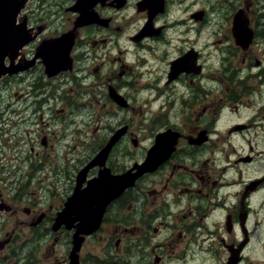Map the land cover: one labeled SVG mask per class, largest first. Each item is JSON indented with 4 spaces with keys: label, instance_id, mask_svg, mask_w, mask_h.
Instances as JSON below:
<instances>
[{
    "label": "flooded vegetation",
    "instance_id": "obj_1",
    "mask_svg": "<svg viewBox=\"0 0 264 264\" xmlns=\"http://www.w3.org/2000/svg\"><path fill=\"white\" fill-rule=\"evenodd\" d=\"M35 1H25L19 19L20 24H27L31 41L15 58V73L0 80L1 90L3 86L8 88L14 77L23 71L42 70L43 73V76L34 77L28 90L11 93L15 96L11 105L16 111L12 115L17 121L6 124L11 128H0V220L6 217L5 213L19 210L29 218L30 230L42 229L50 233L51 245L64 237V254L49 257L44 264H69L73 236L81 223L77 213L79 205L75 203L68 208L70 199L86 191L93 179L100 177L101 170L107 168L112 175L122 174L135 164L145 162L151 151L157 149L159 155H163L162 161L148 168L133 186L110 200L102 214L99 210L97 228L86 235L78 253L79 264H211L214 260L212 264H264V229L260 228L263 225L258 227L261 221L254 216L256 205L253 202L254 195L264 189V147L255 146L246 133L252 121L257 135L264 132V102L257 98L264 97V24L259 23L264 18V0L260 2L263 7L259 12L253 11V15L254 0H242L239 5L229 0H216L207 6L205 0H180L179 15L171 11L170 0H82L85 11L77 7L79 0H73L67 10L75 12L78 18L70 30L65 31L68 34H58L62 30L53 27L58 17L47 21L36 17L37 8L29 12ZM201 4L202 7L190 8ZM134 17H137L134 32L124 34V25ZM67 20L70 22L71 18ZM61 38L63 41L69 38L65 45L66 57H61L63 60L56 65L55 59L60 57L53 58L49 50L55 43L58 49ZM96 44L120 49V54L137 55L131 63L114 56L113 61L120 62L112 72L116 82L105 84L100 100L94 97L97 104L113 103L118 109L112 114L114 118L124 117L120 110L131 107L127 94L119 89L121 81L123 86L132 81L127 78L132 66L138 71L135 76H140L135 80V90L141 97L139 107L144 117L149 116L151 105L161 103L159 108L165 107L166 90L171 88L180 92L181 107L188 112H178L174 116L182 128L165 120L160 122L163 126L159 130L142 136L147 142L140 144L141 157L134 163L126 160L122 164L118 157L113 158L117 144L125 143L130 135L129 123L122 122L118 127L110 125V131L105 125V142L99 143L100 148L93 158L76 168L75 178L71 177L72 185L68 187V177H64V184L61 183L64 171L60 164L47 169V151L52 153L51 145L47 134H37L36 126L48 125L50 130L46 131L55 133L59 144L66 143V147H73V153H78L81 146L86 148L88 143L93 144L98 129L102 128L101 123L90 136L92 117L81 114L75 122L69 123L67 132L63 127L57 129L50 121H45L46 114L50 112L51 118H58L65 108L59 107L54 93L44 94L40 88L44 77L49 80L44 84L48 89H54L53 79L68 77L70 82H75V88L70 87L82 96L80 108L88 112V90L98 84L91 77L106 60L97 55ZM87 45L90 48H86ZM228 48L237 53L238 58L243 53L245 63L251 56L254 58L241 70L234 67L227 70L233 81L229 83L231 87L226 97L219 91L213 93L212 84L203 80L208 75L207 69H216V65L226 69L224 63L217 61L225 57ZM88 59L91 64L85 65ZM183 86L195 87L189 99H186ZM201 93L205 98L196 105ZM2 104L3 100L0 106ZM241 114L243 117L239 116ZM235 115L238 120L227 131L215 128L217 119L229 120ZM85 120L86 131L84 124L81 125ZM20 127H25V136L14 137L13 129ZM120 129L124 131L105 164L90 165ZM33 134H37L36 139ZM131 142L129 137L130 146L126 152ZM26 144L32 145L29 152L23 148ZM133 144L137 146L138 142ZM116 164L124 167L118 169ZM86 167L89 168L85 170ZM141 180H144V188L135 193ZM138 195H143V202ZM131 206L133 210L128 212L130 215L126 219L122 211ZM59 215H62L60 221ZM135 217L139 219L135 221ZM2 230L4 223L0 222V232ZM98 234L104 238L106 258L87 260L82 255L84 244ZM130 234L133 236L129 238ZM9 240L6 246L13 249L14 244ZM113 242L117 252L110 248ZM233 255L235 259L232 260Z\"/></svg>",
    "mask_w": 264,
    "mask_h": 264
},
{
    "label": "rangeland",
    "instance_id": "obj_2",
    "mask_svg": "<svg viewBox=\"0 0 264 264\" xmlns=\"http://www.w3.org/2000/svg\"><path fill=\"white\" fill-rule=\"evenodd\" d=\"M205 1H206V6L211 4L212 1H214V3L216 2V0H209V1L205 0ZM229 2L236 3L239 5L241 4L242 0H229ZM260 2L261 0H254L252 7V15H253V11L259 12L260 8L263 7L264 1L263 4H261ZM32 3L34 4L30 5L29 12L37 8V15H36L37 18L45 19L47 21H53L58 17V19L55 20L56 26L55 24H53V27L62 30L58 34L70 30V26L78 18L75 12L67 10L68 6L72 5L73 0H36L35 2ZM179 3L180 0H170V8H172L171 11L174 12L175 15H179L180 13L181 4ZM199 6L202 7V4L195 5L190 8H195ZM122 12L125 13L124 11ZM225 15H226V11L223 12V17H225ZM69 17L71 18L70 22H68L67 20V18ZM136 20L137 17L134 20H132L130 23L124 25V29H125L124 34H130L134 32V29L137 25ZM263 20L264 18H262V20H260L259 23L264 24ZM138 21L140 22V19H138ZM66 27L69 28L66 29ZM64 34H68V32H65ZM128 46L135 49L132 45H128ZM121 47L123 46L121 45ZM86 48H90L89 45H87ZM96 51L98 53L97 55L104 56L106 60L105 63L100 66V69L98 71L93 72L94 74L91 77L98 84L96 86L90 87V90H88L89 91L88 99L90 103V106L88 107V112H86L82 107L80 108L81 106L80 101L82 99V96L78 95L75 92V90H73V88L70 87V85H73L75 88L74 85L75 82L74 81L70 82V79L68 77L60 76L59 77L60 79L57 78L53 79L52 82L54 85V89H48L44 87V84L49 82L48 78L44 77L42 82L43 86H41L40 88V91L44 92V94L47 93L52 95V93H54V95L56 96V102L59 105V107L65 108V110L61 109L62 111L60 112L61 114L58 118H51L50 116L52 114L50 112H47L46 114L45 121H50V124L55 125L57 129H61L63 127L64 130L67 132L69 129V123L72 120H74L75 122L77 118L81 116V114H86L88 115V117H92L93 123L90 124V130L88 132L90 136L93 135L95 126L101 123L102 128L98 129L96 133V140L93 142V144L88 143L86 145L87 146L86 148H83V146H81L78 150V153H73V147L72 146L66 147L65 146L66 143L59 144L57 138H54L55 133L53 134L46 131V130H50L48 129V125L43 126L44 123H41L39 126H36L37 134L40 136L47 134L49 143L52 146L49 147L52 153L50 154L49 150L47 151L48 152L47 158L49 163V165H47V169H52L53 167L60 164L61 165L60 169L64 171V176L61 177V181H62L61 183L64 184V177H68V182H67L68 187L72 185L71 177L75 178L77 171L76 168H79L80 166L85 164L90 158H93L95 154H97L100 148L99 143L103 144L106 140L104 130L108 128V131H110L111 130V128L109 127L110 125L111 127H115V126L118 127L120 124H122V122L129 123V132H130L129 137L132 140L131 148L129 149V151L126 152V149L130 146L129 137H128V139L125 140V143L117 144L114 150L115 152L113 158L118 157L119 161L122 164L126 160H128L127 163H130L131 160L134 163L137 159L141 157V149L139 147L140 144L143 143V141L144 144H146L147 142V140L145 141L143 137L149 136L151 132L157 128L159 130L163 126L160 124V122H163L165 120L166 121L170 120L171 125L175 124L177 128H182V124L177 119V117L174 116L178 115V112L179 113L188 112L183 110L181 107L180 92L175 90L174 88H171L170 90L169 89L166 90V93L168 94V98H166L164 102L165 107L159 108L161 103L158 104L157 106L151 105L150 108L148 109L149 116L144 117V114L141 112L139 107L140 104H142L140 102L141 97L137 92V90H135V86H136L135 80L139 79L140 76H135L138 74V71H136L132 66L133 70L127 71L128 73L127 78L128 80L130 79L132 81L129 82L127 86H123L124 82L121 81L120 82L121 88L119 89V90L123 89V91L127 94L126 96L127 98H129L131 107L120 110L122 113H124V117L114 118L112 114L116 113L118 109L116 107H113L112 105L113 103L109 102L106 106L102 105L101 103L97 104L94 101V97L100 100L105 93V89H104L105 84L107 85L108 82H116V80L113 81L112 79L113 78L112 72L120 64V62L115 63L113 61L114 56H121L122 61L124 63H131V61L135 59L137 55L130 56L128 53L120 54L119 52L120 49L118 50L117 48H111L109 45L104 47L102 44H96ZM135 51L137 52L136 49ZM90 54L93 55L92 51H90ZM139 54H141V52H139ZM224 56H225L224 58H221L217 62L224 63L226 65V69L224 70V68H222L220 65H216L217 67L216 69H207V72L205 73H207L208 75H206L207 77L203 80V82L205 83L209 82L212 84L210 88H212L213 93H218L219 91L220 93H222V95L227 97L229 93L228 89L231 87L229 83L233 81V77L229 75L227 70H229L232 67H234L236 70H241L242 66H248V64L251 61H253L254 56L248 58V60L245 63L246 57L243 55V53L238 58L237 53H232L230 48L227 49ZM256 60L257 59H255L254 62H256ZM95 61L98 62L97 60ZM88 64H91V59L86 60L85 65ZM163 74L164 72L162 71V77ZM39 75L43 76L42 70H38L33 73H31L28 70L23 71L20 73L19 76L14 77L15 80L8 86V88L5 89V86H3V88L0 90V101L3 100V104L0 106L1 129L4 130V128H11L10 125H6V124H12L13 122L17 121L12 115L16 111H14L15 107L11 105L14 103V99H15V96L11 93L16 94L18 91L21 93L23 91L28 90L29 89L28 84L34 80L35 76L38 77ZM67 81L69 83H66ZM79 85L80 88L83 87L81 82ZM183 91L186 92L185 95L186 99H189L190 94L195 93V87L183 86ZM83 94H84V89L82 95ZM204 98H205L204 93H201V95L198 96L197 98L196 105H199L202 99ZM257 98L259 101L264 102V97L257 96ZM175 99L178 101V104L176 103ZM171 103L173 104V107H171ZM21 109L22 107L19 110ZM169 109H170V113L168 112ZM243 114L239 116L243 117ZM119 118L120 120L117 121ZM113 120L117 122H113ZM237 120H238L237 115L232 116V118L229 120H224L222 118H219L215 121V125H216L215 128L220 131H227L228 127ZM85 123H81V125L84 124L86 131L88 126L87 120H85ZM251 123L252 126L249 129V131H247L246 133L251 136L255 146H258L261 149L264 147V132H261L260 135H257V133H255L254 131V125H253L254 121H252ZM105 125L106 127L104 129ZM24 129L25 127H20L19 130L13 129L12 134H14V137L25 136ZM37 134H33L34 139H36L35 137L37 136ZM238 139H241V135H238ZM134 141L138 142L137 146L133 144ZM66 142L69 141L66 140ZM31 146H32L31 144H26L23 146V148L29 152ZM116 167L118 169H122L124 166L116 164ZM140 188H144V180H141L139 182V185L137 186V189L134 190V192L137 193V191H139ZM141 191L144 193V189H142ZM138 199L141 202H143V195H138ZM253 202L256 205L254 216L256 217V220L261 221L258 227L260 225H263L260 228L264 229V189L261 192L254 195ZM22 206H25V203H23ZM135 206L137 205L135 204ZM132 210H133L132 206L129 209L124 208L121 215L123 217L127 216L126 219H128V216L130 215L128 212ZM19 212L20 211L17 210L11 213H5L6 217L1 218L0 220L1 223H4V230L0 232V264H44L48 261L47 259L49 257L52 258L56 257V254L61 257L62 254H64L66 248L65 238L61 237L60 242H58L56 245H51L50 233L42 229L33 230V231L30 230L29 218L26 215H22ZM138 219H139L138 217H135V221H137ZM130 221H133L132 218H130ZM132 236L133 235L130 234L129 238ZM9 239L12 240L10 241ZM8 240L9 242H13L14 244L13 249L15 250V252L12 254H10L11 249L8 248L9 245L6 246ZM110 248L111 250L117 252L114 246V242L112 243V246ZM124 248L127 249L128 247H124ZM103 251H104V238L101 236V234H98L96 237H92L86 240L82 250V255L87 260L106 258V255H104ZM215 261L216 260L212 261V263Z\"/></svg>",
    "mask_w": 264,
    "mask_h": 264
},
{
    "label": "water",
    "instance_id": "obj_3",
    "mask_svg": "<svg viewBox=\"0 0 264 264\" xmlns=\"http://www.w3.org/2000/svg\"><path fill=\"white\" fill-rule=\"evenodd\" d=\"M24 1L25 0H0V78L7 72L8 67L6 64V59L10 58L12 60L14 58L15 60L20 49L28 44L31 40L30 33L27 31L25 25H20L17 23V18L24 6ZM77 7L82 8V11L86 10V7H83L82 0H79ZM68 39L63 41L61 38L58 41V43H61L59 44L58 49L54 48L56 43L51 47V52H53L52 57H60L55 59L57 61L55 62L56 65L61 63L63 60L61 57H66L65 45ZM67 51H69V49ZM123 131L124 129H120L116 135L112 136L107 145L98 153L97 157L90 165L95 163H100L101 165L105 164L109 152L111 151L115 142L119 139L120 133ZM162 157L163 155H159L157 149H155L151 151L148 159L145 162L135 164L132 168L122 174L112 175L109 173L107 168L103 169L101 170L100 177L93 179L86 191L78 192L70 199L68 208H70L75 203H78L79 205L77 213L79 214L78 218L81 223L79 225L80 229H77L78 232L73 236V247L70 252L69 264H79L78 253L85 239V236L83 235H89L96 230L100 216L99 210L102 214V211L110 200H113L115 197L119 196L126 188L133 186L138 177L147 171L148 168L151 169L154 167L155 163H160V161H162ZM88 168L89 167H86L85 170ZM83 195L86 197L80 198V196ZM63 214L65 215L66 212ZM62 215H59V221L61 220ZM231 259H235V256L233 255Z\"/></svg>",
    "mask_w": 264,
    "mask_h": 264
}]
</instances>
